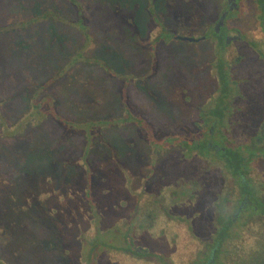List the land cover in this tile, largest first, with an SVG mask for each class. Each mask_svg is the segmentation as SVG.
I'll return each mask as SVG.
<instances>
[{"label": "rangeland", "instance_id": "obj_1", "mask_svg": "<svg viewBox=\"0 0 264 264\" xmlns=\"http://www.w3.org/2000/svg\"><path fill=\"white\" fill-rule=\"evenodd\" d=\"M51 2L58 7L31 26L43 36L44 47H54L51 54L31 51L32 55L22 54L1 67L9 56L0 50V98L24 77L29 78L31 91L40 89L41 74L51 80L49 70L39 69L45 68V58L56 60L48 67L51 73L61 72L66 78L62 82L53 78L57 98L50 93L52 98H45L47 116L41 113L13 125L9 119L17 111L14 105H0V121L5 118L0 185L6 187L13 173L19 176L9 189H0V264H31L35 254L52 256L53 264H62L69 259L65 250L76 257L80 246L89 249L93 235H99L98 240L116 235L110 239L112 245L120 246L130 259L155 264L130 253L131 240L117 233L126 222L136 221L130 218L135 206L144 212L149 199H180L182 205L175 202L177 212L193 214V221L200 215V210L192 211L198 198L190 196L191 188L180 187L184 177L176 176V168L173 173L165 171H173L176 164L185 168L175 138L197 137L196 123L206 110L215 104L226 106L231 96L220 90L230 87V82L226 78L217 82L213 66L218 63L213 64L209 41L203 40L210 39L204 34L209 36L205 32L219 14L222 0ZM27 28H21L19 46L35 43L27 39ZM48 83L42 86L46 89ZM263 93L253 90L250 102L258 105ZM62 95L69 102L66 105H60ZM20 103L21 108L28 107ZM234 103L242 108L238 99ZM256 109L255 121L261 124L264 108ZM228 121L229 133L250 137L242 129L233 132L236 124ZM175 192L179 196L172 197ZM189 207L194 208L187 212ZM164 227L177 230L168 222L165 226L157 222L152 230L160 232ZM140 234L141 239L148 235L147 247L155 256L166 253L172 264H184L189 257L179 250L189 249V241L178 238L171 255L159 249L175 235L149 236L145 229Z\"/></svg>", "mask_w": 264, "mask_h": 264}, {"label": "trees", "instance_id": "obj_2", "mask_svg": "<svg viewBox=\"0 0 264 264\" xmlns=\"http://www.w3.org/2000/svg\"><path fill=\"white\" fill-rule=\"evenodd\" d=\"M50 2L51 0H0V50L3 53V56H9L1 63V67L5 66V61L8 64H11L12 60H16L17 57L22 54L26 55V53H29V55H32L31 51L37 55H39L41 51L42 55H45L46 53L47 56L53 52L54 47H44L45 43H43V36L36 34V29L31 27L42 19V17H47L48 15L46 13L51 14L53 13L52 10L58 7L55 5L56 3L52 4V2ZM62 6L63 5H61V7ZM41 10L44 12L41 13ZM47 10L50 11L48 12ZM25 26H29V29L27 28L28 30L25 31L28 35L27 39L29 41L34 40L35 43L29 44L24 42V45L19 46L17 44L19 33H21V28ZM2 53H0V56ZM45 60V68H41V65L39 66L41 72L48 73L46 70H49L47 76L52 75L51 77L53 78L58 77L61 82L62 80H66L65 76L61 75V72H50L51 68L48 67H52L56 64L54 58H45ZM53 78L50 80L48 77L44 80L41 74V79L37 78V80H40L39 82H42L40 83V89H36V91L33 89V91H31V89H28L29 87L27 85L29 78L24 77V79L18 81L17 85L14 86L9 93H6L5 96H1L3 97L0 98L1 106L3 103L5 104L9 102L12 103L17 110L16 113L12 114V119H9L11 122L10 124L14 125V123H22L27 117L35 118L41 113H47L46 111H48V107L46 104L44 105V102L48 93L53 96V99L57 98L55 89L58 87L57 85L53 86V84H56ZM47 82H49V86L45 89L42 84ZM52 86L55 87V89ZM63 96L64 95L61 97L60 105H66L69 103L68 100L63 98ZM246 96L245 93L227 96L229 98L226 106L222 105L217 108L215 104L211 109H207L205 114L202 115V118L209 119L212 123L208 125L205 131L197 127L199 130L197 137H190L189 135V138H175L177 140H174V145H178L182 148L184 161L181 162L185 163V168L179 169V165L176 164L173 166V171L172 169L165 171L167 173H173L176 170L177 172H174L176 173V176L181 174L184 177L182 178V180H184V185L181 184L182 186L180 187L186 188L188 186V188H191L190 196L193 195V198L195 197L196 199H203L204 194H207L204 198L206 199L209 197V192H202V189L198 188V185L201 183V178L206 180L213 178L216 174L214 171L215 168L218 169L222 173L217 177L220 182H223L224 179L227 178L235 185L237 193L235 196L236 201H243V204H248L249 202V205H252L251 202H253V205L250 206V208H246L243 213L239 215L241 220H247V218H250L249 222L240 223V219L236 221V226H238L239 231L243 232L246 231V227H249L252 224H259L264 229V204H262V202L264 203V142L258 144L256 141H253L254 139L250 138L252 135L254 136V133L258 129V125L260 126V123L255 121L259 111L254 104L250 105L247 103ZM215 98L217 102L219 94H217ZM236 99H238V105H241L242 108L234 103ZM19 101L24 105L27 104L28 107L26 109L24 107L21 108V103ZM39 106H41V108L38 109ZM55 108H58L56 101ZM4 117L9 118L10 116L5 115ZM4 120L5 118L0 121V123H2L0 124V139H2V136H5V132L2 130L4 127ZM217 120L223 121L224 123L230 122L228 120H231V122L234 121L236 126H234L233 132L242 129L250 135L248 141L245 140L246 136L244 135H240L239 133L238 135H233L232 133H229L230 127L224 125V123H214V121ZM27 125L28 123H26V126ZM222 129H226L224 130L225 133ZM186 130L187 127H185L180 135ZM258 133L255 135L257 136ZM20 171H23V168L20 169ZM170 176L174 177L172 174H170ZM17 178H19V176H15V173H13L7 177L8 180L6 179V187H4V183L0 185V189H9L10 185L16 182ZM251 184H254L255 186H252ZM209 185V189H211L213 185L211 183ZM258 185H260V187H256ZM17 187H20V185H17ZM14 196H16V192H14ZM228 226L229 225L226 227L224 226L222 231L228 230ZM93 236L94 239L91 242L89 249L84 250L82 248L83 245L80 246L82 251H77L76 257L75 254L72 255L70 251L65 250L64 253H67L69 259L66 262L63 261L62 264H125V262L126 264H141L135 258L130 259L120 246L112 245V242L114 241H110V239H114L116 235H112L106 240L101 238L98 240L100 237L99 235ZM227 237L229 238L228 235ZM241 237L244 239V244H246L247 241L253 244L251 246L254 250L261 247L259 238L254 237L253 235H241ZM224 238L225 237L222 236V240ZM244 244L241 241L238 242V249L242 248ZM108 246H112L115 249L111 250ZM96 248H99V250L97 249V253ZM242 256L245 257L244 254ZM30 261L31 264H53L52 256L50 258L49 256H41L38 254H35Z\"/></svg>", "mask_w": 264, "mask_h": 264}, {"label": "flooded vegetation", "instance_id": "obj_3", "mask_svg": "<svg viewBox=\"0 0 264 264\" xmlns=\"http://www.w3.org/2000/svg\"><path fill=\"white\" fill-rule=\"evenodd\" d=\"M221 4L222 6L218 11L219 14L217 13L218 15L215 17L214 22L209 24L205 32H208L209 36L204 34L205 37H210V39L203 38V40L209 41L210 52L214 56L213 64L216 65L215 61L218 63L217 66H213L218 75L217 82L219 79L223 80L224 78L230 82V87H227L229 90L225 87H220V90H227L231 96L245 93L247 95V103L253 105L255 102L252 100L250 102V93L253 90L255 92L259 91V93L264 92V0H222ZM245 84L247 86L243 87ZM247 88L248 91H246ZM216 93L219 94V88ZM262 95L264 96V93ZM262 100L258 102V105H254L264 108V97ZM211 123L212 121L209 119L203 118L196 124L197 127L205 131ZM219 123L222 124L224 122L217 120L216 124ZM224 125L227 126V122ZM263 131L264 116L254 136L252 135L250 138L254 139L253 141L258 144L264 142L263 134L261 135ZM256 133H258L257 136L255 135ZM245 140L248 141V138L246 139L245 137ZM214 171L216 174L213 178L209 180L201 178V183L198 185L202 192H209V197L204 199L207 195L204 194L203 199L193 200V202L196 201L197 208L192 211L200 210V215H197L198 219L196 221L191 219L193 214H183L181 211L177 212L175 210V206L182 205L180 199L171 200L167 196L159 200L149 199L148 210L146 209L144 212L141 211V207H138L137 204L134 213L130 216V218L134 216L136 221L130 224L126 222V226L121 227L120 232L117 233L118 235H126L131 240L134 251L130 253L137 255L141 260L150 261L151 263L172 264V258H168L166 253L155 256L150 248L147 247L149 244L148 235L141 239L140 234L141 230L145 229L149 232V236L175 235L168 238L166 247L159 249H166L171 255L175 252L174 246L177 245L178 242L176 240L178 238L191 242L189 249H179L184 251L186 258L189 256L184 264H264V229L259 224L253 225L250 223L252 225L246 227V231L243 232L239 231L238 226H236V221L239 219L240 223L249 222L250 218L241 220L239 215L246 208H250L253 202H251L252 205H249V202L248 204H243V201H236L235 185L227 178L220 182L217 177L222 173L216 168ZM167 182H169L171 187V181ZM210 183L213 185L211 189H209ZM251 185L255 186L254 184ZM256 187H260V185ZM172 194H174L172 195L174 197L179 193L175 192ZM207 199L210 200L208 202L209 206L207 205L203 208V204ZM176 201H179L180 204H175ZM262 204L264 203L262 202ZM192 208L194 207H189L187 212H190ZM170 215L173 217L172 220ZM161 221L164 226L165 224L167 225V222L169 226L173 224L177 230L173 227H171L172 230L164 227L160 232L152 230L157 222L163 225ZM131 225L133 226L132 231H130ZM227 225H229V229L222 231L223 227ZM241 235H253L259 238L261 247L254 250L251 246L253 244L248 241L246 246ZM222 236L225 237L223 240ZM240 241L244 246L238 249L237 245ZM136 248H138L137 253L135 252ZM242 253L245 257L242 256ZM150 258L152 259L150 260Z\"/></svg>", "mask_w": 264, "mask_h": 264}]
</instances>
